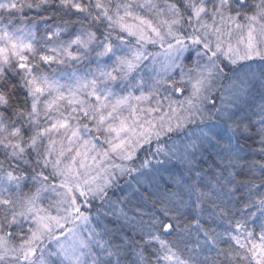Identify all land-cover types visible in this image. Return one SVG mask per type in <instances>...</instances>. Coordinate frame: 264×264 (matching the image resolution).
Wrapping results in <instances>:
<instances>
[{"label": "snow or ice", "instance_id": "1", "mask_svg": "<svg viewBox=\"0 0 264 264\" xmlns=\"http://www.w3.org/2000/svg\"><path fill=\"white\" fill-rule=\"evenodd\" d=\"M0 264H264V0H0Z\"/></svg>", "mask_w": 264, "mask_h": 264}]
</instances>
